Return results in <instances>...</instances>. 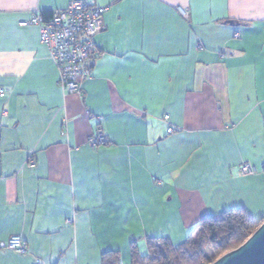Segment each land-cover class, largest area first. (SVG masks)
Masks as SVG:
<instances>
[{
    "label": "crops",
    "instance_id": "1",
    "mask_svg": "<svg viewBox=\"0 0 264 264\" xmlns=\"http://www.w3.org/2000/svg\"><path fill=\"white\" fill-rule=\"evenodd\" d=\"M72 1L0 0V264H131L207 217L263 220L264 0H89L108 10L80 96L21 25Z\"/></svg>",
    "mask_w": 264,
    "mask_h": 264
},
{
    "label": "built area",
    "instance_id": "2",
    "mask_svg": "<svg viewBox=\"0 0 264 264\" xmlns=\"http://www.w3.org/2000/svg\"><path fill=\"white\" fill-rule=\"evenodd\" d=\"M107 10L108 7L94 1L73 0L66 9L51 11L49 16L36 10L29 21L21 24L39 28L41 42L49 49L59 71V84L68 94L82 95L83 83L92 77L97 61L94 38L105 30L104 15ZM179 11L184 17L189 15L186 9L179 8ZM5 96V91L1 89L0 97ZM165 120L169 117L166 116ZM174 132V127L168 129L169 134ZM107 143L108 138L101 129L89 140L93 148ZM31 165L34 166L35 162L32 161ZM256 172L255 167L244 164L239 174L245 177ZM4 247L21 255L28 254L27 244L18 236L11 237Z\"/></svg>",
    "mask_w": 264,
    "mask_h": 264
},
{
    "label": "trees",
    "instance_id": "3",
    "mask_svg": "<svg viewBox=\"0 0 264 264\" xmlns=\"http://www.w3.org/2000/svg\"><path fill=\"white\" fill-rule=\"evenodd\" d=\"M262 223L264 219L253 220L245 209L207 217L179 246H175L170 239L149 238L146 239L147 251L142 253L137 243H133L131 264H212L242 246ZM102 264H122L121 257L118 253H105Z\"/></svg>",
    "mask_w": 264,
    "mask_h": 264
},
{
    "label": "water",
    "instance_id": "4",
    "mask_svg": "<svg viewBox=\"0 0 264 264\" xmlns=\"http://www.w3.org/2000/svg\"><path fill=\"white\" fill-rule=\"evenodd\" d=\"M228 24L236 25L233 21ZM212 264H264V223L242 246L224 254Z\"/></svg>",
    "mask_w": 264,
    "mask_h": 264
}]
</instances>
